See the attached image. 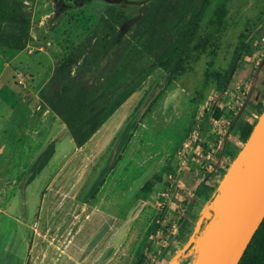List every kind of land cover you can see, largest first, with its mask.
I'll return each instance as SVG.
<instances>
[{"label": "rangeland", "instance_id": "374dc122", "mask_svg": "<svg viewBox=\"0 0 264 264\" xmlns=\"http://www.w3.org/2000/svg\"><path fill=\"white\" fill-rule=\"evenodd\" d=\"M3 74L21 98L0 264H195L264 110V0H0ZM79 89L120 101L82 144L53 106Z\"/></svg>", "mask_w": 264, "mask_h": 264}, {"label": "water", "instance_id": "95a60500", "mask_svg": "<svg viewBox=\"0 0 264 264\" xmlns=\"http://www.w3.org/2000/svg\"><path fill=\"white\" fill-rule=\"evenodd\" d=\"M240 171L234 188L223 204L202 245L195 264H239L246 248L264 219V110L249 138L229 166L220 193L236 170ZM201 216L183 251L196 240L203 222Z\"/></svg>", "mask_w": 264, "mask_h": 264}, {"label": "trees", "instance_id": "16d2710c", "mask_svg": "<svg viewBox=\"0 0 264 264\" xmlns=\"http://www.w3.org/2000/svg\"><path fill=\"white\" fill-rule=\"evenodd\" d=\"M146 1L149 0H142V2ZM153 1L156 3L157 8H160L166 2V0ZM75 2L85 3L86 0H75ZM172 45H168V47L165 48L169 53L168 61L175 59L172 58V50L174 49ZM157 60H159L165 67H169L168 61H166V63L162 62L163 60L161 56H157ZM180 62H182V57L178 59L177 64H180ZM110 96V94H105L100 98L97 97L94 100L87 101L85 92L79 89L71 96L62 95L53 103V106L60 116L67 122L75 140L79 144H82L92 135L97 127L101 125L116 105L120 103V101H117L112 106H107L105 102ZM256 122L257 120L254 123L247 120L239 122L241 134L245 137L246 141ZM52 149L53 144H49L37 158L31 167L32 175L37 174L48 163L52 155ZM220 190V184H218L210 198V202L218 196ZM239 264H264V219L246 248Z\"/></svg>", "mask_w": 264, "mask_h": 264}, {"label": "crops", "instance_id": "0c3cea01", "mask_svg": "<svg viewBox=\"0 0 264 264\" xmlns=\"http://www.w3.org/2000/svg\"><path fill=\"white\" fill-rule=\"evenodd\" d=\"M21 96L7 77L0 76V191L13 178L16 151L11 145L8 129L12 122L11 111L19 104Z\"/></svg>", "mask_w": 264, "mask_h": 264}, {"label": "bare ground", "instance_id": "6f19581e", "mask_svg": "<svg viewBox=\"0 0 264 264\" xmlns=\"http://www.w3.org/2000/svg\"><path fill=\"white\" fill-rule=\"evenodd\" d=\"M239 175H240V171L237 169L236 172H235V174L233 176H231V177L228 178V180H227V182L225 184V187H224V196L227 195V193H229L230 190L235 187V185L237 183V180L239 178ZM208 237H209V232H206V233H204L202 235V237H201V243H202V245L206 244V242L208 240Z\"/></svg>", "mask_w": 264, "mask_h": 264}]
</instances>
